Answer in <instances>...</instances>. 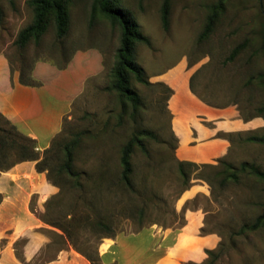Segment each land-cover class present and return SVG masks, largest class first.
Returning a JSON list of instances; mask_svg holds the SVG:
<instances>
[{
	"label": "rangeland",
	"instance_id": "1",
	"mask_svg": "<svg viewBox=\"0 0 264 264\" xmlns=\"http://www.w3.org/2000/svg\"><path fill=\"white\" fill-rule=\"evenodd\" d=\"M27 1L0 0V53L9 56L15 69L29 73L40 60L65 65L81 50H99L104 65V72L89 83L73 106L62 132L48 148L50 152H39L51 182L60 187L37 213L48 243L32 264L49 262L64 251L101 257L117 238L121 243L132 241L134 234L142 232L148 245V235L157 226L171 228L175 236L187 224L185 213L189 210L203 215L201 235L219 237L213 250L222 255L215 264H264V229L237 234L243 225L264 214V185L252 179L224 184V175L217 176L226 168L224 163L235 167L248 163L264 171V144L248 141L264 135V111L260 112L264 80L259 78L264 75V0H228L225 13L202 42L209 7L219 0H171L167 30L162 21L165 0H117L116 5L130 13L150 41L138 42L135 49V59L152 84L147 87L132 80V88L142 99L137 114L131 106L124 110L117 94L107 90L113 81L121 32L100 12L93 18L94 0H72L70 27L64 38H57L51 19L38 43L32 40L20 48L16 45L18 35L34 20ZM243 43L246 47L237 58L226 62ZM176 92L177 97H197L214 108L235 109L244 120L258 118L261 124L223 134L230 142L228 153L211 163L187 166L189 180L185 182L177 162L179 139L173 131L170 104ZM203 123L215 126L207 119ZM0 126H6L2 119ZM143 130L153 132L158 139L143 137L149 156L136 147L132 159L135 191H131L121 181L122 150ZM80 133L84 137L74 165L82 173V190L59 173L65 160L64 144ZM15 160L13 156L7 164ZM25 244V239L16 244L22 259Z\"/></svg>",
	"mask_w": 264,
	"mask_h": 264
},
{
	"label": "crops",
	"instance_id": "2",
	"mask_svg": "<svg viewBox=\"0 0 264 264\" xmlns=\"http://www.w3.org/2000/svg\"><path fill=\"white\" fill-rule=\"evenodd\" d=\"M104 72L103 54L99 50L77 51L60 65L50 60L37 61L31 73L34 84L21 80V71L13 69L9 56L0 53V113L18 131L36 140L39 151L48 149L62 132L65 119L79 101L89 83ZM175 97L170 100L173 110V131L179 139L177 156L181 161L211 163L225 156L230 142L223 134L246 131L261 124V119L245 121L235 109L209 106L197 97ZM175 105V106H173ZM214 121L209 127L203 120ZM59 192L46 172L37 170L36 161H22L0 172V264H32L48 238L38 212L45 209L49 198ZM34 203V204H33ZM203 215L187 211V224L172 235L171 228H160L148 235L145 244L142 233L134 240L121 243L117 238L101 254L102 264H182L202 263L219 244L216 234L201 235ZM187 230L190 232L188 233ZM26 240L23 260L17 253V242ZM152 243V244H151ZM119 247V251L116 248ZM44 264H92L75 251L61 252L56 259Z\"/></svg>",
	"mask_w": 264,
	"mask_h": 264
},
{
	"label": "trees",
	"instance_id": "3",
	"mask_svg": "<svg viewBox=\"0 0 264 264\" xmlns=\"http://www.w3.org/2000/svg\"><path fill=\"white\" fill-rule=\"evenodd\" d=\"M13 3V1H11ZM117 0H94L93 3V18L97 12L104 15L113 26L119 27L121 32V45L117 50L116 63L112 69V85L107 90L117 94L118 99L126 110L131 106L134 110V114L139 113L142 106V99L138 92L132 88V80L143 86H152L146 76V72L142 66H140L135 59V49L137 43L150 44L148 37H146L138 25L131 17L130 13L126 10L119 8L116 5ZM228 0H219L216 4L209 7L208 22L205 30L200 36V41L206 40L213 32L220 17L225 13ZM72 0H28L27 5L34 11V20L31 25L23 29L17 38L16 45L20 48H24L30 41L34 40L39 42L41 37L48 29L51 19H53L56 28L57 38H64L70 27L69 20V7ZM170 6L171 0H165L162 8V21L163 26L167 30L169 28L170 19ZM3 16L2 9L0 8V17ZM263 49H264V37H263ZM246 47V43L237 46L226 62L234 61L240 52ZM14 69V66H13ZM21 80L25 83L34 84L31 78L32 70L26 73V70L20 69ZM264 80V75L259 77ZM192 88V85H191ZM193 89V88H192ZM264 111V107L260 109V112ZM0 119L4 120L5 127L0 126V171H6L22 161H36L37 170L39 172H46L49 181L51 182L50 173L48 168L43 166L44 160H41L40 151L36 140L31 139L21 134L17 127L12 124L4 115L0 113ZM250 120V119H245ZM84 135L82 133L77 134L73 140L67 142L63 146V152L65 156L64 163L60 167L59 173L61 176H66L75 188L83 189L82 173L75 169L74 160L77 149L79 148ZM143 137H151L158 139L151 131L143 130L137 132L133 138L124 146L121 157V181L131 191H135L133 184V155L136 147H140L142 152L149 156V151L143 143ZM249 142L264 144L263 136H252L248 139ZM50 152V149H46L45 153ZM17 157L11 164H7L9 158ZM179 172L185 182L189 180V173L187 166H196V163L189 161H181L177 159ZM225 169L220 170L217 173L220 176L224 175L223 183L229 181L240 183L242 179H252L257 183L264 185V171L253 164L243 163L239 167H235L232 164L224 163ZM53 183V182H51ZM55 186L60 187L57 183H53ZM2 196L0 195V203ZM100 226H106V223L100 222ZM107 228V227H106ZM264 229V214L260 215L253 223L245 224L238 231V235H243L247 232H256ZM208 258L202 264H215L220 258L222 253L215 250H206ZM92 264H102L101 257L98 255L96 258L82 254ZM20 258V257H19ZM24 261V259L20 258Z\"/></svg>",
	"mask_w": 264,
	"mask_h": 264
}]
</instances>
